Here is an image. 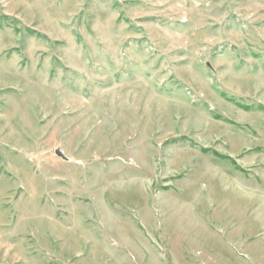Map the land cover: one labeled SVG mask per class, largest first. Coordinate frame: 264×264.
Returning <instances> with one entry per match:
<instances>
[{"label": "rangeland", "instance_id": "obj_1", "mask_svg": "<svg viewBox=\"0 0 264 264\" xmlns=\"http://www.w3.org/2000/svg\"><path fill=\"white\" fill-rule=\"evenodd\" d=\"M0 264H264V0H0Z\"/></svg>", "mask_w": 264, "mask_h": 264}, {"label": "water", "instance_id": "obj_2", "mask_svg": "<svg viewBox=\"0 0 264 264\" xmlns=\"http://www.w3.org/2000/svg\"><path fill=\"white\" fill-rule=\"evenodd\" d=\"M59 157L66 159L65 156L63 155V153L61 151H57L56 153Z\"/></svg>", "mask_w": 264, "mask_h": 264}]
</instances>
